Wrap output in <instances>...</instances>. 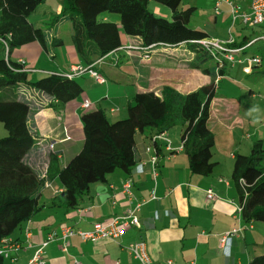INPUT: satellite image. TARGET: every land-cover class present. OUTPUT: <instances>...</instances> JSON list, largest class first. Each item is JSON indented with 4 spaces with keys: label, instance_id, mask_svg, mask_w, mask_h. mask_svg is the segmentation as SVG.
<instances>
[{
    "label": "crops",
    "instance_id": "crops-1",
    "mask_svg": "<svg viewBox=\"0 0 264 264\" xmlns=\"http://www.w3.org/2000/svg\"><path fill=\"white\" fill-rule=\"evenodd\" d=\"M59 1L60 5H57L56 10H52L54 14L61 11L62 0ZM206 1L215 3V0ZM229 1L237 4L241 11H248L251 2ZM149 3L153 4L152 8L156 14L165 16L170 14L167 6L154 1ZM197 3L198 0H184V5L193 6L195 10ZM222 4H225L224 14L231 17V23L239 22L244 27L240 28L236 36L230 34L223 37L225 39L221 37L223 39L221 41L225 43L231 40L226 43L227 46L239 48L233 56L241 62L226 61L223 66L225 72L218 78V87L227 77L235 86L236 92L232 98L229 96L226 100L214 97L212 102L207 122L214 134L212 157L217 161L212 172L209 175L191 173L187 154L180 147V130L177 138L168 131L167 135L172 141L173 149H168L165 143L159 141L161 150L157 154L155 164L157 175L154 178L149 159L150 152L145 150L151 142L144 135H137L138 160L130 173L115 170L108 174L105 181L91 184L89 193L82 198L79 209L64 212L61 209L44 206L24 223L20 231L7 238L6 264H28L35 250L50 234L55 236L43 249V264H142L128 249V245L140 241L145 243L153 264H167L168 261L171 264H248L253 255L264 253L260 251L263 247V244H260L264 240V227L253 222L252 228H248L247 223L240 220L237 215L238 193L231 178L236 153L249 154L256 142H260L264 149V47L257 46L256 51L248 54L249 49L257 41H264L256 39L264 34V22L247 25L239 18L233 21L229 5L225 1L220 3L218 11L214 5L215 14L221 11ZM45 11L46 9L41 11L40 15L43 16L38 21L32 22L35 27H44L43 24L48 21ZM105 17L114 20L108 14ZM214 21L217 22L216 17ZM205 31L210 38L216 36V32L212 35ZM51 33L63 40V44L57 46L58 51L57 47L50 51L51 46L44 49L37 41H32L11 53L13 59L24 62V68L33 79L49 73L71 72L72 68L83 66L71 42L70 24L66 21L59 22L50 30ZM122 40V47L91 63L92 68L106 78L104 83L95 82L88 73L76 75L77 80L88 77L91 82L88 81L84 85L79 81L84 90L74 100L66 102L62 107H53L45 106L48 101L44 99L45 104L42 107H32V126L37 137L26 155V160L39 176L46 174L50 155L55 156L51 165L53 173L81 149L83 131L80 116L85 111L98 106L112 115L117 110L121 111V107L117 106L120 103L118 104L114 97L127 105L135 92L143 91L135 90L134 76L129 80L131 82L121 78L115 82L120 86L133 85L132 87H127L125 91L114 90L111 83L107 84L108 75L105 76L102 72L103 64L117 69L123 60L130 59L133 62L138 60L130 49L125 48L134 43L136 38L128 36ZM242 41L244 45L241 44ZM168 49L165 51L155 49L154 53L146 58L158 63L156 72L164 78L162 84L157 86L152 84L150 90L158 92L164 85H170L181 92H189L210 81V76L203 73V76L207 77L205 82L186 89L194 83L192 78L197 75L191 71L194 68L187 64L191 55L186 53L184 43L175 47L169 46ZM62 50L65 51V62L55 63L57 53ZM256 55L261 58V63L253 65L250 73L243 69L231 70L236 64L245 66L243 60ZM48 61L49 65H46ZM182 73L185 80L180 82L178 77ZM149 83L145 81L142 84ZM85 102L90 103V108L83 106ZM227 104L229 108L226 110H214L216 106ZM50 144L53 148H50ZM125 181L131 184L130 195L122 189ZM61 189L57 177L53 176L47 181L41 200L47 204L49 198ZM208 190L214 194L213 198L207 197ZM137 202L142 203L136 212L140 221L139 227H124L117 237L99 238L95 241L83 240L75 234L67 238L68 244L66 249H63L60 238L62 225L70 226L74 230H92L95 222L121 215ZM58 214H61L59 222L55 220V215ZM237 226H241V232L228 237L221 245L222 234Z\"/></svg>",
    "mask_w": 264,
    "mask_h": 264
},
{
    "label": "trees",
    "instance_id": "trees-1",
    "mask_svg": "<svg viewBox=\"0 0 264 264\" xmlns=\"http://www.w3.org/2000/svg\"><path fill=\"white\" fill-rule=\"evenodd\" d=\"M44 1L0 0V122L7 131L0 137V249L5 239L20 231L44 206L64 212L79 209L91 184L105 181L115 170L130 173L138 160L137 135L149 138L152 150L147 151L148 146L145 150L150 152V159L161 150L159 141L168 144L155 136L165 133L172 145L167 132L177 126L191 173L209 175L217 162L211 152L214 134L207 122L218 78L229 60L223 58L222 51L199 42L210 36L189 25L193 6L184 5V0H62L61 11L50 16L44 27H35L29 16ZM150 1L167 6L170 14H156L149 8ZM106 14H118L119 21L108 20ZM63 21L70 24L71 42L81 67L92 68L94 60L122 47L123 37L129 36L136 40L125 48L139 49L146 58L159 46L168 48L184 43L186 53L191 55L188 66L209 75L210 81L189 92L170 85L158 92L137 91L126 105L125 117L116 120H111L98 106L85 111L80 116L81 149L53 173L55 156L50 155L46 174L39 176L26 160L37 137L32 126V107H42L44 99L48 101L45 106L62 107L78 97L84 87L76 76H68L70 72L33 79L11 53L32 41L44 49L63 44L62 39L50 34L53 26ZM151 45L155 47L149 48ZM234 61L237 59L230 62ZM53 176L62 189L46 204L41 194ZM231 178L238 193L240 220L251 228L255 221L264 222V149L260 142L254 143L247 155L235 154ZM233 228L241 232V226ZM0 264H6L1 251ZM248 264H264V253L253 255Z\"/></svg>",
    "mask_w": 264,
    "mask_h": 264
},
{
    "label": "rangeland",
    "instance_id": "rangeland-1",
    "mask_svg": "<svg viewBox=\"0 0 264 264\" xmlns=\"http://www.w3.org/2000/svg\"><path fill=\"white\" fill-rule=\"evenodd\" d=\"M235 2L238 3L237 1H235ZM59 3H60L59 0H45V2L43 4L38 5L36 11L29 16V20L33 23L38 21L43 16V15H40V13L43 9H46V11H45L46 18H49L48 16L54 15V12L52 10H56L55 8L57 7V5ZM197 4H198V6H197L194 14L190 17L189 25L193 26V27L205 29L212 35H215V32H216V36L212 37L214 39L221 41V40L225 39L223 37H225L226 35L228 36V35L232 34V35L236 36L237 32H239L240 28L244 27L239 22H237L236 24L231 23V20H230L231 17L228 14H224L226 12L225 7H224L225 4H222L220 6L221 11L217 14H215L213 11L214 5H216V0H215V3L211 2V1H208V3H207L206 0H198ZM238 4H241V3L239 2ZM152 5L153 4L149 3V8L151 10L153 9ZM110 17H112V19H114L115 21H119L118 14H112V15H110ZM215 17L217 18V22L214 21ZM114 20H112V21H114ZM43 26H44V24H43ZM228 29H229V32H228ZM248 31H249V29H248ZM163 46H159L158 48H155V49H161L164 51L169 50L168 48L165 49L166 46H164V47ZM257 46L264 47V41L263 40L257 41V43L249 49L248 54H251V52L256 51ZM55 47H57V46H55ZM55 47H51L50 51L52 48H55ZM58 49L59 48L57 47V51H58ZM131 51L133 52V56L138 58L137 61L133 62V60H130V59L123 60L122 62L119 63V66L117 67V69H112V67H107V66H104V64H103L104 69H102L103 70L102 72L104 73L105 76L108 75L107 78H108L109 82H107V84L111 83L110 85L113 86L114 90L119 89L121 91H125L127 87H132L133 85L120 86V85L116 84L115 82L118 81L119 78H121L122 80H125V81L127 80L128 82H131L129 80H132L131 78L133 76H134L133 81L135 82L134 87H136L135 90H150V88L152 87V84H156V86L162 84V82H164V78L160 74H157V72H156V69H158V66H157L158 63L153 61V60L146 59V57H144L142 55V53L139 49H132ZM147 55L151 56L152 54L151 55L147 54ZM65 56H66L65 51L62 50L61 52H58L57 57L55 58L54 62L58 63V64L64 63L65 62ZM249 58L250 57H247L243 60L245 62V64H247V65H248ZM144 59H146V60H144ZM164 64L170 65L169 63H164ZM43 65L45 66L44 62H43ZM46 65H49V61L46 63ZM245 66H243V65L241 66L239 64H236L234 66V68H231V70L232 71L233 70L241 71V69H243V71H244ZM251 69H252V67H251ZM251 69L249 72L248 71H245V72L250 73ZM191 71L196 72L197 75H196V77L192 78L194 83L192 85L187 86L186 89L194 88L195 86H197V85H199L202 82H205L207 80V77L203 76V73L201 72L200 69H194ZM178 80L180 82L181 81L183 82V80H185L183 73L178 77ZM79 81L84 83V85H85L90 80L88 77H83V78H79ZM145 81L150 82L149 85H143L142 83ZM235 92H236L235 86H233V84L226 77L220 83V87H218V90L215 94V98L216 99L223 98V99L227 100L229 98V96H231V98L234 97ZM111 93L113 94L112 91H111ZM110 96L112 97V95H110ZM114 98H115L114 100L118 104L120 103L117 106L121 107V111L118 112L119 110H117L112 115L107 112V115L109 116V118L111 120L120 119L122 116L125 117V114H126V112H125L126 103L125 102L121 103L119 99H117L116 97H114ZM228 108H229V105L227 104L224 106H216L214 110L215 111H221V110H226ZM169 132L174 138H177V136L179 134V127H177V126L173 127L172 129L169 130ZM6 134H7V131L4 128L2 122H0V137L5 136ZM60 218H61V214H58L57 216L55 215V220H57V222L60 221ZM255 223H258L259 225H262L264 227V222L255 221ZM263 232H264V229H263ZM263 235H264V233H263ZM261 242L262 243L260 245L263 244V247L260 248V251L264 252V240Z\"/></svg>",
    "mask_w": 264,
    "mask_h": 264
},
{
    "label": "built area",
    "instance_id": "built-area-1",
    "mask_svg": "<svg viewBox=\"0 0 264 264\" xmlns=\"http://www.w3.org/2000/svg\"><path fill=\"white\" fill-rule=\"evenodd\" d=\"M223 1L227 2L229 5L230 13H231L233 21L239 18L242 23L247 24V25H258L264 22V0H251L248 11H241L238 5L233 3V1L217 0L216 6H215L216 11H218V6ZM256 39H264V34L257 37ZM199 42L206 46H210L215 50L222 51L223 58L229 61H233L235 59L233 54L235 52H238L239 50V48L227 46L226 43L231 42L230 39L226 43L223 41L214 39V38L199 40ZM4 44L7 47L6 43ZM152 47H155V46L151 45L149 48H152ZM237 61L241 62L240 59H238ZM20 62L24 64L23 61H20ZM260 62H261V58L259 56L256 55V56L250 57L248 60V65L246 64V66L244 67V71L249 72L251 67L254 64H259ZM83 73H88L95 80V82L99 84H102L105 82V78L91 67H81V66L74 67L72 68V71L68 74V76L73 77L76 75H81ZM83 106L85 108H90L91 105L90 103L85 102ZM165 135H166L165 133H162V134L156 135L155 137L159 140L161 139L167 140L168 149H173L170 141L165 137ZM50 148H53L52 144H50ZM146 150L147 151L152 150V147L148 146ZM156 160H157V155H155L154 153L150 157L154 177L156 176V170H155ZM130 187H131V184L129 181H125L122 185L123 191L128 195H130L131 193ZM213 196L214 194L211 192V190H208L207 197L213 198ZM141 204H142L141 202H137L133 207L127 208L125 212L121 215L113 216L105 221L95 222L92 230H88V231L74 230L70 226L62 225L60 238L62 240L63 249L65 250L68 244L67 238L75 234H78L83 240L95 241L99 238L117 237L120 235V231L124 227H128V226L139 227L140 221H139V218L136 212L141 207ZM239 212H240V207L238 206L237 207L238 217L240 216ZM248 228H251V226L248 225ZM239 230H240L239 228H233L232 230L225 232L222 236L221 245L228 237L235 235L236 233H238ZM54 236L55 234H50L48 238L40 244V246L35 250L32 257L28 261V264H43V260H42L43 249L48 244V242L52 238H54ZM7 241L8 239H5L3 241L1 249H0V251L3 253V255L6 258L8 256L7 251H6ZM128 249L135 258L141 261L142 264H152V261L150 260V257L146 251L145 243L143 241L131 243L130 245H128ZM167 264H170V261H168Z\"/></svg>",
    "mask_w": 264,
    "mask_h": 264
}]
</instances>
